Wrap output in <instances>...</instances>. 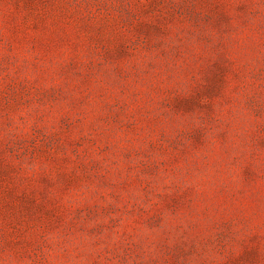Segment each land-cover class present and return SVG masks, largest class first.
<instances>
[{"label":"rangeland","instance_id":"374dc122","mask_svg":"<svg viewBox=\"0 0 264 264\" xmlns=\"http://www.w3.org/2000/svg\"><path fill=\"white\" fill-rule=\"evenodd\" d=\"M0 264H264V0H0Z\"/></svg>","mask_w":264,"mask_h":264}]
</instances>
